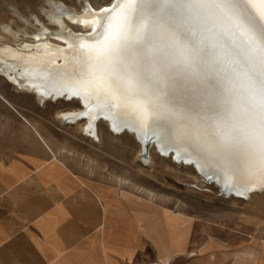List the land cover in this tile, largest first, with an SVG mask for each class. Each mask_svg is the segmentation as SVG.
<instances>
[{
  "label": "bare ground",
  "instance_id": "bare-ground-1",
  "mask_svg": "<svg viewBox=\"0 0 264 264\" xmlns=\"http://www.w3.org/2000/svg\"><path fill=\"white\" fill-rule=\"evenodd\" d=\"M141 3L142 0H135V4L123 5L122 17L107 41L100 36L107 13L98 12L90 4L81 13L64 11L55 5L47 17L58 27L52 36L61 44L52 43L48 39L51 33L40 24L39 32L33 35L35 44L25 43L21 49L0 47V61L9 70L18 71L17 75L7 73L8 78L21 85L20 77L42 99L78 100L82 108L61 111L60 115L71 123L84 119L82 129L95 139L96 122L103 119L113 132L126 129L134 133L143 155L146 152L144 139H154L153 144L161 154L171 153L175 161L194 165L200 175L210 177L205 180L214 182L222 194L226 193L224 195L247 197L254 189H263L264 154L259 143L261 110L248 79L251 70L259 73L264 67V39L257 15L261 10L259 0L254 10L243 0H236L235 6L246 20L244 28L238 22L233 23L225 10V13L218 10L211 0H207L202 9L205 20L190 26L200 49L212 36L217 48L224 51L229 70L224 64L223 68L215 64L223 77L212 74L213 50H206L207 59L203 54L200 56L204 62H199L196 55L186 68L165 66L153 56L143 60L134 57L133 45L143 35L145 26L154 33L155 45L171 44L169 33L156 24L149 11L141 8ZM66 20L88 28V32H72ZM118 32L127 41L124 50L115 48L113 37ZM253 36L257 43L252 41ZM230 70L237 71L240 80ZM177 71L201 82L215 80L213 94L220 102L217 109L184 107L172 86ZM194 127L200 130L199 139L203 144H218L220 136L233 128L238 133L222 151L208 155L189 147L183 133ZM162 249L167 257L169 250Z\"/></svg>",
  "mask_w": 264,
  "mask_h": 264
},
{
  "label": "crops",
  "instance_id": "crops-1",
  "mask_svg": "<svg viewBox=\"0 0 264 264\" xmlns=\"http://www.w3.org/2000/svg\"><path fill=\"white\" fill-rule=\"evenodd\" d=\"M41 112L0 94V264H137L138 252L153 244L162 264L176 255L184 264H264V237H212L202 254L186 253L201 243L178 236L182 224L175 227L180 249L166 257L168 232L161 222L154 236L150 200L86 172L81 158L62 156L67 130Z\"/></svg>",
  "mask_w": 264,
  "mask_h": 264
},
{
  "label": "rangeland",
  "instance_id": "rangeland-1",
  "mask_svg": "<svg viewBox=\"0 0 264 264\" xmlns=\"http://www.w3.org/2000/svg\"><path fill=\"white\" fill-rule=\"evenodd\" d=\"M87 4L96 9L110 5L109 0H0V47L11 46L21 49L25 43L35 44L33 35L39 32L40 24H44L51 33L48 39L52 43L61 44L52 36L58 27L48 21L47 14L50 9L59 5L64 11L81 13ZM215 6L222 12L224 9L226 12L224 13L233 23L238 22L237 24L243 28L246 26V20L236 8L235 3L231 8H224L217 4ZM66 23L72 32H88V28L80 27L68 20ZM211 39L215 38L211 36L206 46L201 45L202 54L205 57L206 50H213L212 58L210 56L212 60L209 58L211 63L214 62L211 64L213 65L212 74L223 77V74L217 71L218 67L215 64L219 63L220 67L224 64L223 67L228 69L226 58L223 57L225 53L219 47L217 48V42ZM252 41L257 43L254 36ZM200 56L198 55L199 58ZM204 60L200 58L199 62ZM231 71L236 79L238 77L237 80H240L238 72L230 70V73ZM17 72L9 70L6 64L0 61V94L25 109H37L44 114H54L55 117L50 120L55 122L51 124L63 126L67 130L63 141H68V145L63 150L62 156L81 158L86 163L84 167L87 169L86 172L98 170L106 178L119 182L122 189L131 186L138 200L145 198L150 200L154 236L159 235L155 234L157 232L155 226L161 222L164 223L170 244H164L162 248L165 246L169 254L172 250L180 249L175 228L179 224L185 228L182 230L184 234L181 233L178 236L195 238V243H201L199 246L187 245L189 250L186 253L190 251L192 255L202 254L209 246L206 245L207 242H212V237L234 240L244 238L249 241L252 238L264 237V188L254 189L247 197L224 195L214 182H207L194 165L175 161L171 153L161 154L153 143L148 145L143 155L141 144L134 133L126 129L118 133L113 132L103 119H98L96 122L97 138L95 139L82 129L84 119L69 123L58 115L61 111L82 108L78 100L43 98L44 100L41 101L38 93L25 85L20 77L18 78L21 85L8 78L7 73L17 75ZM175 222L177 224H174ZM157 253L155 244L152 247L150 245L143 247L138 252L137 264H162L156 259ZM169 264H184L183 257L176 255Z\"/></svg>",
  "mask_w": 264,
  "mask_h": 264
},
{
  "label": "snow or ice",
  "instance_id": "snow-or-ice-1",
  "mask_svg": "<svg viewBox=\"0 0 264 264\" xmlns=\"http://www.w3.org/2000/svg\"><path fill=\"white\" fill-rule=\"evenodd\" d=\"M212 2L224 8H231L236 0H212ZM243 2L253 10L256 7V0H243ZM206 3L207 0H142L141 8L149 11L156 24L169 33L171 44L155 45L154 33L145 26L143 35L133 45L131 54L138 60H143L148 56L156 57L168 67L177 65L182 68L188 67L196 55L203 53V49L199 48V42L194 39L195 33L190 30V26L194 27L205 20L202 9ZM259 3L261 10L257 15L262 29L261 38L264 39V0H259ZM109 4L110 7L97 10L100 13H107L100 32L104 41H107L109 34L117 28L124 11L123 5L135 4V0H109ZM113 39L117 50L127 48V41L119 35V32ZM248 79L252 93L259 99L261 110L259 143L261 152L264 154V67L259 73L251 70ZM172 86L176 92V98L190 110L206 108L208 111H215L220 103L213 94L216 89L215 80L209 79L201 82L194 77H189L183 71H177ZM237 133V129H230L220 136L218 144L201 143L199 139L201 133L196 127L183 135L188 139L189 147L194 151L212 155L226 148L236 138Z\"/></svg>",
  "mask_w": 264,
  "mask_h": 264
},
{
  "label": "water",
  "instance_id": "water-1",
  "mask_svg": "<svg viewBox=\"0 0 264 264\" xmlns=\"http://www.w3.org/2000/svg\"><path fill=\"white\" fill-rule=\"evenodd\" d=\"M243 12V11H242ZM243 14H244V12H243ZM138 139V138H137ZM139 140V139H138ZM144 147H145V149L147 150V147H148V145L149 144H151V143H153V142H155L154 141V139H150V138H147V139H144ZM163 154H166V155H168L169 153H163ZM206 180H210L211 178L210 177H204ZM221 193H223L222 191H220ZM224 194H226V193H224Z\"/></svg>",
  "mask_w": 264,
  "mask_h": 264
}]
</instances>
